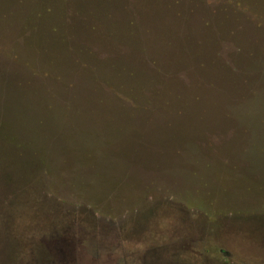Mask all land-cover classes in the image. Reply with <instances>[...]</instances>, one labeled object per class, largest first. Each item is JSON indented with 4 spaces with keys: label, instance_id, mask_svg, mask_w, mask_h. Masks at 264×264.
Here are the masks:
<instances>
[{
    "label": "rangeland",
    "instance_id": "rangeland-1",
    "mask_svg": "<svg viewBox=\"0 0 264 264\" xmlns=\"http://www.w3.org/2000/svg\"><path fill=\"white\" fill-rule=\"evenodd\" d=\"M0 163V264H264V0H0Z\"/></svg>",
    "mask_w": 264,
    "mask_h": 264
},
{
    "label": "trees",
    "instance_id": "trees-1",
    "mask_svg": "<svg viewBox=\"0 0 264 264\" xmlns=\"http://www.w3.org/2000/svg\"><path fill=\"white\" fill-rule=\"evenodd\" d=\"M35 155V153L31 152V155ZM36 169L38 171V174H44L46 172V166L45 165H41L40 167L37 165ZM4 171V172H9V168L8 166L5 165V163H0V173ZM23 189V187H21ZM6 230V231H5ZM5 230H2V233L5 234L4 236L9 234L10 239L12 238V234H13V229L11 227L6 228ZM3 255L2 257H4L3 261L1 262V264H13L11 257L8 255V252L6 250L3 251Z\"/></svg>",
    "mask_w": 264,
    "mask_h": 264
}]
</instances>
